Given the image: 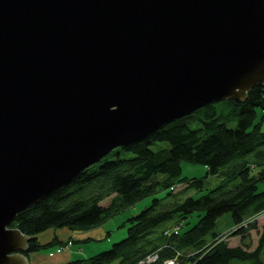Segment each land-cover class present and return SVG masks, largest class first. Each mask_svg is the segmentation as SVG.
I'll return each mask as SVG.
<instances>
[{
  "label": "water",
  "instance_id": "1",
  "mask_svg": "<svg viewBox=\"0 0 264 264\" xmlns=\"http://www.w3.org/2000/svg\"><path fill=\"white\" fill-rule=\"evenodd\" d=\"M263 83L264 0H0V264H30L21 208Z\"/></svg>",
  "mask_w": 264,
  "mask_h": 264
},
{
  "label": "trees",
  "instance_id": "2",
  "mask_svg": "<svg viewBox=\"0 0 264 264\" xmlns=\"http://www.w3.org/2000/svg\"><path fill=\"white\" fill-rule=\"evenodd\" d=\"M220 100L230 104L235 125H226L221 108L206 102L141 139L113 147L21 208L10 225L29 235L23 252L62 243L55 236L40 240L50 228L91 229L121 207L149 196L146 205L122 223L126 230L120 239L58 264H135L152 253L157 258L145 264H163L175 256L178 264H264V222L257 227L253 220L264 210V187L257 188L264 178V83L250 86L242 100ZM154 142L165 144L153 148ZM181 159L202 163L204 176L213 175L217 182L206 186L201 176H182ZM177 183H183L180 190L173 189ZM189 189L198 193H187ZM192 211L198 212L197 219L180 229ZM226 211L233 221L231 234L239 235L237 244L230 245L211 230L216 217ZM172 217L171 226L158 236L151 234L158 222ZM251 228L257 230L256 242L249 247L243 238Z\"/></svg>",
  "mask_w": 264,
  "mask_h": 264
},
{
  "label": "rangeland",
  "instance_id": "3",
  "mask_svg": "<svg viewBox=\"0 0 264 264\" xmlns=\"http://www.w3.org/2000/svg\"><path fill=\"white\" fill-rule=\"evenodd\" d=\"M214 105H216L217 108H221V113L222 115H224L222 118L224 119V122L226 123V125L229 126H233L235 125V115L232 112V109L229 107L230 104H228L227 102H223L222 100H216L213 101ZM258 111V110H257ZM164 145V142H154L151 144V146L153 148L158 147V144ZM129 151H123V155H128ZM180 168L182 170L181 175L182 176H186V177H191V176H196V177H203V179L206 181L205 185H212L213 183L217 182L218 179H216L215 176L213 175H206V177L204 176L205 171L207 170L206 167L199 162H194V161H190L188 159H181L180 161ZM183 183H177L174 185L173 189L174 190H180V188H182ZM264 187V178L259 182H257V188H262ZM187 193H191L193 195H196L198 192L193 190V189H189L187 190ZM186 193V194H187ZM149 200V196H146L144 198H141L140 200H137L133 205V206H126V207H121L119 210L113 212V215L111 214L108 218H106L101 224L104 226V229L106 227L105 230H109V234L104 238V239H93V240H88L86 242L83 243L84 248H87L88 245H97L100 250L101 249H105L107 247L110 246L112 241H116L118 239H120L122 236L125 235V230H126V226L123 225L125 222V219L130 216L131 214L134 215V213H136L141 207H143L144 205H146V203ZM109 201V197H107L105 200H103L102 202L105 203ZM228 211L226 212H222L221 214H219V216L216 217L215 219V223L212 225L211 230L214 232H217L219 234V237H222L223 239H226L227 243L231 244H237L239 243V235L238 234H231V229L234 227L232 225V222L228 216ZM198 217V212L197 211H192L190 214L187 215V217L185 218L187 222H183V225L180 226V229L186 228L187 225L193 224V222L197 219ZM253 220H255V224L258 227L260 224H262V222H264V210H262L261 212H258L256 214L253 215ZM175 222L174 217L172 218H168L165 220H162L160 222H158L156 224V226H154L153 230L151 231V234H154L156 236H158L161 232V229L165 226H171L173 223ZM123 223V224H122ZM172 228H177V226H173ZM91 229H95V227L91 228ZM90 229V230H91ZM87 230V229H85ZM256 229H248L247 232V236H245L243 238V242H246L248 244L249 247H252V245L256 242L255 238H256ZM161 236V235H160ZM157 237L156 239L158 240ZM41 241L42 238L40 239ZM62 240V243H59L58 246H56L55 250H59L64 248L67 243H69V241H67L66 243H64L63 241H65V239H60ZM45 242V241H43ZM69 245V244H68ZM75 246H77V244H74ZM98 251V250H97ZM52 252V251H51ZM186 264V263H184Z\"/></svg>",
  "mask_w": 264,
  "mask_h": 264
},
{
  "label": "crops",
  "instance_id": "4",
  "mask_svg": "<svg viewBox=\"0 0 264 264\" xmlns=\"http://www.w3.org/2000/svg\"><path fill=\"white\" fill-rule=\"evenodd\" d=\"M106 229V227H105ZM102 224L95 227V229H70L69 227L50 228L41 234L40 239L48 241L53 236L57 237L58 240L65 239L63 241L67 245L59 250H55L59 243H55L51 246L41 248L40 250L34 251L27 255L30 264H58L64 262L67 259L76 257H84L91 253L100 250L97 245H88L84 248L83 243L93 239H104L108 234L109 230H105ZM69 244V245H68ZM74 244H77L75 246ZM52 251V252H51Z\"/></svg>",
  "mask_w": 264,
  "mask_h": 264
},
{
  "label": "built area",
  "instance_id": "5",
  "mask_svg": "<svg viewBox=\"0 0 264 264\" xmlns=\"http://www.w3.org/2000/svg\"><path fill=\"white\" fill-rule=\"evenodd\" d=\"M157 258L156 253L148 254L145 259H140L135 264H145L153 259ZM163 264H178V260L175 257H169L163 260Z\"/></svg>",
  "mask_w": 264,
  "mask_h": 264
}]
</instances>
